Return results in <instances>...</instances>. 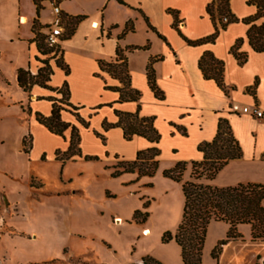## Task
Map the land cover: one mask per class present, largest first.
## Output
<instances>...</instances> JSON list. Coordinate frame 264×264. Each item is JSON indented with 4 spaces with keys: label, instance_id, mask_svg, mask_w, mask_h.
I'll return each mask as SVG.
<instances>
[{
    "label": "crops",
    "instance_id": "0c3cea01",
    "mask_svg": "<svg viewBox=\"0 0 264 264\" xmlns=\"http://www.w3.org/2000/svg\"><path fill=\"white\" fill-rule=\"evenodd\" d=\"M50 1L42 2L39 10L38 21L44 26L49 23H44L42 19L47 10L50 11L49 21L52 18L50 6L45 5ZM121 1L124 4L118 0H58L65 17L82 19L73 35L60 45L70 74L66 76L61 68L54 66L50 86L61 88L66 80L71 94L70 103L80 107V116L91 122V126L85 128L73 115L67 112L61 115L64 122L79 128L83 155L98 156L108 162H132L136 160L138 152L156 146L160 150L159 164L167 161L171 169L179 162L201 161L203 154L198 151V146L215 138L222 118L228 120L234 137L242 147L243 157L231 161L211 185H264V161L261 159L264 153V117L257 118L242 112V108L253 106L264 112V52H255L250 46L247 39L250 26L242 22L230 24L214 43L191 46L187 41H197L214 32L207 11L213 0ZM248 1L230 2L231 12L240 20L254 16L258 11ZM35 7L33 3V13L25 15L21 0H18L15 17L19 25H28L31 18L37 17ZM170 11L178 15V28L174 26L175 16ZM263 22L261 18L257 24ZM18 32L20 40L28 44L30 63L26 69L30 66L32 74H36L40 67L34 70L31 66L39 53L31 40L32 33L30 31L29 36L20 37L19 28ZM239 39H243L239 51L248 56L243 65L230 52ZM136 47L140 49L131 50ZM117 49L122 50L127 58L131 88L141 93L137 102H120L119 92L106 89L123 87L120 80L101 72L99 66L100 61L114 62ZM207 51L225 63L227 94L214 80H206L199 69V60ZM152 59H156L153 69L156 85L164 94L162 100L155 96L148 81L147 66ZM58 73L61 79L55 83ZM57 96L55 92L34 86L29 103L34 114L33 123L42 136L51 142L52 149L67 150L71 129L62 138L50 133L35 118L37 112L49 116L53 105L49 98ZM41 103H46L45 110H40ZM233 106H237L239 111L233 112ZM138 110L141 117L155 118L154 126L161 136L158 144L140 136L126 140L122 128L103 130L104 121L110 124L119 121L116 111L136 113ZM96 132L104 136L105 142L96 136ZM258 170L260 176L252 175L253 171ZM226 225L210 255L207 258L204 255L202 264H255L264 256V242L252 241L250 229L248 234H242L243 241L230 242L219 259L214 260L211 253L217 243L226 238L229 230V225ZM144 234H149L148 228H144ZM159 261L163 264H183L182 257L180 261H173L169 257L159 258Z\"/></svg>",
    "mask_w": 264,
    "mask_h": 264
},
{
    "label": "rangeland",
    "instance_id": "374dc122",
    "mask_svg": "<svg viewBox=\"0 0 264 264\" xmlns=\"http://www.w3.org/2000/svg\"><path fill=\"white\" fill-rule=\"evenodd\" d=\"M44 1L49 0H21L22 13L30 16L33 3L37 9ZM17 4L18 0H0V264H142L145 257L180 261L176 241L162 240L166 233L175 235L184 207L182 184L164 176L167 161L159 164L152 178L137 180L136 173L113 177L120 160L108 162L89 155L98 159L85 160L81 150V158L62 163L56 152L66 150H53L35 127L30 94L17 81L18 70L30 63L28 44L20 40L18 28L20 37L31 31L33 41L36 33L45 35V26L37 17L19 25ZM45 5L51 8L50 3ZM49 12L43 14L44 23L49 22ZM56 59L50 60L53 67ZM31 67L35 70L42 64L34 60ZM60 79L58 73L54 82ZM39 108L45 110L46 103ZM64 108L62 113L76 118L75 110ZM191 172L189 165L184 182L192 181ZM138 210L140 219L149 214L144 224L134 221ZM224 226V222L208 226L203 257L210 255ZM144 228L149 234L143 235ZM238 231L248 234L250 227L240 225ZM263 260L261 256L255 264Z\"/></svg>",
    "mask_w": 264,
    "mask_h": 264
},
{
    "label": "trees",
    "instance_id": "16d2710c",
    "mask_svg": "<svg viewBox=\"0 0 264 264\" xmlns=\"http://www.w3.org/2000/svg\"><path fill=\"white\" fill-rule=\"evenodd\" d=\"M124 4L121 0H118ZM231 0H213L207 7L208 14L214 25V32L208 37L197 41H187L191 46H198L206 43H214L219 37L221 31L227 29L230 24L242 22L249 25L247 39L250 46L255 52H264V22L257 24L259 19H264V0H249V5H255L258 9L254 16L238 19L230 8ZM40 7L37 6V20ZM174 14L173 11H170ZM175 28H178V15L174 14ZM82 17H69L66 22V32L63 40L69 39L80 22ZM148 22V21H147ZM150 26V24H149ZM151 27V26H150ZM152 28V27H151ZM42 41V43L40 42ZM33 42L36 43L38 53L41 56H50L51 58L41 60L36 58L42 64L36 74H32L29 69H19L17 81L19 87L26 93H31L34 86H39L43 89L61 95L62 98L50 97L53 102L51 114L44 116L41 113H35L37 122L43 125L50 133L65 138V133L71 129L70 144L66 151L56 152V159L64 163L68 160H73L76 157H82L81 152V137L80 130L77 126L66 123L62 120V111L64 106L75 110L77 121L85 128L90 127V122L82 118L79 114L80 107L73 106L70 103L69 84L65 80L62 87L55 89L50 86L51 78L54 75V68L50 64V60L56 59L55 66L61 68L65 75L70 74L69 66L63 60V50L59 46L56 50L50 48L45 43V35L39 32L35 34ZM243 44V39H239L232 46L230 52L235 56L238 62L243 65L247 61V54L241 53L239 50ZM44 46H47L45 49ZM140 49L138 47L131 50ZM117 57L114 62L100 61L99 66L101 72L109 73L113 78L120 80L123 84L122 88H111L120 93V102H137L141 97V93L131 88L130 75L127 67V58L123 51L117 49ZM156 59H152L147 66V76L151 89L158 99H164V94L156 85L155 71L153 64ZM199 69L201 70L206 80H214L218 86L228 93L224 83L225 63L217 59L210 51L205 52L199 60ZM96 76L100 77V74ZM99 106L96 109H99ZM29 113L31 109H28ZM119 121L115 124H110L107 121L103 122V130L108 131L112 128H122L124 138L131 140L134 136L146 138L153 144H158L161 136L154 126V117H141L140 111L136 113H123L116 111ZM96 135L105 142L103 135ZM26 144V140H24ZM198 151L203 154L201 161L179 162L173 168L164 171V176L177 183L182 184V192L184 196V207L181 223L175 235L166 233L163 237V242L175 240L181 248V257L183 264H202L203 251L207 237L208 226L212 222H224L229 225L227 236L224 240L217 243L213 249L211 256L214 260H218L224 247L230 242L243 239V236L238 231L240 225H249L251 229L252 241L264 242V185L257 183L238 184L230 187H217L211 184H205L202 180L212 182L218 174L234 160L243 157V150L232 133L231 126L227 119H220L217 129V134L211 142H203L198 146ZM29 153V151H26ZM160 150L154 146L147 150L140 151L137 154L135 161L127 162L120 161L114 167L113 177H119L125 173H136L137 180L148 177L152 178L159 167ZM96 157H85V160H97ZM264 161V153L261 157ZM191 165L192 181H183V175L187 167ZM149 203L145 204V207ZM141 212H135L134 221L139 224H144L149 216L148 213L140 219L138 216ZM142 264H162L161 262L145 257L142 259Z\"/></svg>",
    "mask_w": 264,
    "mask_h": 264
},
{
    "label": "built area",
    "instance_id": "2783aa9c",
    "mask_svg": "<svg viewBox=\"0 0 264 264\" xmlns=\"http://www.w3.org/2000/svg\"><path fill=\"white\" fill-rule=\"evenodd\" d=\"M49 3L51 5L52 18L45 26V43L48 47L56 50L61 45L62 38L65 35L66 22L68 18L63 15L58 0H51ZM232 111L238 112L239 108L237 106H233ZM242 112L249 113L257 118L264 117V112L257 106H253L251 108L244 107L242 108ZM262 264H264V260L262 261Z\"/></svg>",
    "mask_w": 264,
    "mask_h": 264
}]
</instances>
